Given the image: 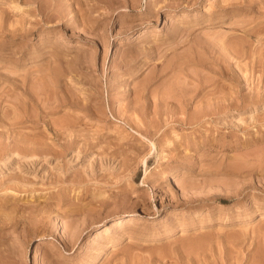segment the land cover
Segmentation results:
<instances>
[{
    "label": "rangeland",
    "instance_id": "374dc122",
    "mask_svg": "<svg viewBox=\"0 0 264 264\" xmlns=\"http://www.w3.org/2000/svg\"><path fill=\"white\" fill-rule=\"evenodd\" d=\"M0 264H264V0H0Z\"/></svg>",
    "mask_w": 264,
    "mask_h": 264
},
{
    "label": "bare ground",
    "instance_id": "6f19581e",
    "mask_svg": "<svg viewBox=\"0 0 264 264\" xmlns=\"http://www.w3.org/2000/svg\"><path fill=\"white\" fill-rule=\"evenodd\" d=\"M236 45V47H237V44H235ZM233 46H234V44H233ZM239 46V45H238ZM235 47V46H234ZM233 47V48H234ZM238 48V47H237ZM237 48H236V50H237ZM235 49V48H234ZM235 50V51H236ZM240 49H238V51H239ZM234 51V50H233ZM234 51V52H235ZM255 51H256V49H255ZM240 52V51H239ZM236 53V52H235ZM237 54V53H236ZM129 218H128V215H126V216H123V217H119V218H117V219H115L114 221H112V223H111V225H109L108 227H106L104 230L105 231H103V232H109V230H111V229H113V228H117L118 226H122V225H125L129 220H128ZM130 222V221H129ZM211 224V223H210ZM127 226V225H126ZM128 227V226H127ZM123 228V227H122ZM247 230V229H246ZM245 230V231H246ZM113 231V230H112ZM101 230H99V231H97V236H101V234L103 233ZM176 233V232H175ZM173 234V233H172ZM104 235V234H103ZM99 238V237H98ZM116 240V239H115Z\"/></svg>",
    "mask_w": 264,
    "mask_h": 264
}]
</instances>
